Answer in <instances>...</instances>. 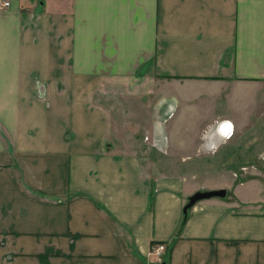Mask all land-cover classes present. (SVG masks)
Wrapping results in <instances>:
<instances>
[{"label":"crops","instance_id":"1","mask_svg":"<svg viewBox=\"0 0 264 264\" xmlns=\"http://www.w3.org/2000/svg\"><path fill=\"white\" fill-rule=\"evenodd\" d=\"M9 1L0 264H264V190L243 189L258 178L197 201L180 229L200 187L153 174L160 161L140 154L207 156L208 126L188 125L219 91L210 117L234 131L216 130L220 166L264 160V0ZM196 85L207 90L190 93ZM243 88L251 101L237 114ZM158 242L169 247L163 262L150 254Z\"/></svg>","mask_w":264,"mask_h":264},{"label":"rangeland","instance_id":"2","mask_svg":"<svg viewBox=\"0 0 264 264\" xmlns=\"http://www.w3.org/2000/svg\"><path fill=\"white\" fill-rule=\"evenodd\" d=\"M190 93L193 92L194 94H198L201 91H206L207 89L202 86H193L190 89ZM251 90V91H250ZM253 92L252 89L243 88L241 90V94L238 96V101L236 102V108L235 112L238 114L239 109H242L246 103H250L251 101V95L250 92ZM263 91V89H262ZM215 94V93H214ZM259 94H263L264 92ZM206 99V100H205ZM203 103H200V100L198 103H196L194 117L189 122H191L188 127L191 129H200L204 126H208L209 128V137L207 141H204L202 143L208 144L210 147L209 154L207 156L203 157H195L194 152H182L177 154V158L173 157L172 153H158V152H152L151 150H143L140 152V154L145 156V159H151V160H157V162L161 163V167L159 168H150L149 170L153 174H157L160 172L161 174H176V175H190L193 177L194 182L196 186H199V191H208V190H214V189H227V195L232 194V187L234 184H237L238 182L248 180L249 178H258L257 182H254L253 184H247L243 186V189L246 193H255L264 190V160L257 161V166L253 168H235V167H221L222 162L218 159V153L217 149L219 147V140L217 136V128L222 123H219V121H215L213 117L217 111L218 108L223 107V95L216 93L214 96H206L203 99ZM206 102V103H205ZM242 111V110H240ZM208 112V113H207ZM242 114L247 113L245 111L241 112ZM209 115V116H208ZM213 115V116H211ZM211 116V117H210ZM143 122H145L143 120ZM216 122H218L216 124ZM172 123L175 124V120L172 121ZM177 123V121H176ZM216 125H214V124ZM173 124V126H174ZM146 124H143L145 126ZM126 130H124L125 132ZM127 134L130 135L129 131H127ZM234 134V131H233ZM233 134L229 137H225L226 139H230ZM144 138V135H143ZM246 141L248 142L249 136L244 137ZM195 139V137H194ZM232 139V138H231ZM230 139V140H231ZM136 140V139H135ZM137 140H140L136 142L139 146V149L141 151L142 145H146L145 142H143L142 135ZM196 145V144H195ZM187 156L189 162L183 163V165H177L174 166V162H172L175 158L177 160L176 164H180L179 160L183 159V157ZM192 157V158H191ZM170 161V162H169ZM227 164V162H224ZM221 165V166H220ZM260 179V180H259ZM262 180V181H261ZM226 195V196H227Z\"/></svg>","mask_w":264,"mask_h":264},{"label":"built area","instance_id":"3","mask_svg":"<svg viewBox=\"0 0 264 264\" xmlns=\"http://www.w3.org/2000/svg\"><path fill=\"white\" fill-rule=\"evenodd\" d=\"M11 6V1L2 0L0 2V9L9 8ZM222 133L224 137H229L233 134V129L230 126H227L225 129V123H222ZM169 247L166 242H158L154 243L151 247L150 254L155 257V259L159 262H163L165 254L168 253Z\"/></svg>","mask_w":264,"mask_h":264},{"label":"water","instance_id":"4","mask_svg":"<svg viewBox=\"0 0 264 264\" xmlns=\"http://www.w3.org/2000/svg\"><path fill=\"white\" fill-rule=\"evenodd\" d=\"M227 195V189H214L208 191H196L189 199V202L186 204L184 211L191 208L197 201L202 199H209L212 197H224Z\"/></svg>","mask_w":264,"mask_h":264},{"label":"trees","instance_id":"5","mask_svg":"<svg viewBox=\"0 0 264 264\" xmlns=\"http://www.w3.org/2000/svg\"><path fill=\"white\" fill-rule=\"evenodd\" d=\"M188 218H189V209L186 210V211H184V216H183V220H182V223H181L180 229H182L183 226L186 224Z\"/></svg>","mask_w":264,"mask_h":264},{"label":"bare ground","instance_id":"6","mask_svg":"<svg viewBox=\"0 0 264 264\" xmlns=\"http://www.w3.org/2000/svg\"><path fill=\"white\" fill-rule=\"evenodd\" d=\"M220 127H221V129H223V128H222V124L219 125V128H218V129H220ZM231 129H232V128H231Z\"/></svg>","mask_w":264,"mask_h":264}]
</instances>
